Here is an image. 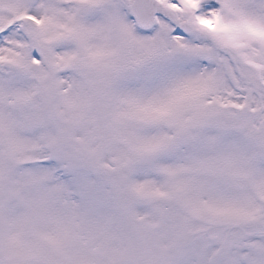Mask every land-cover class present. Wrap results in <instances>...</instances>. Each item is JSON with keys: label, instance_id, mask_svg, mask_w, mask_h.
Returning a JSON list of instances; mask_svg holds the SVG:
<instances>
[{"label": "snow or ice", "instance_id": "snow-or-ice-1", "mask_svg": "<svg viewBox=\"0 0 264 264\" xmlns=\"http://www.w3.org/2000/svg\"><path fill=\"white\" fill-rule=\"evenodd\" d=\"M0 264H264V0H0Z\"/></svg>", "mask_w": 264, "mask_h": 264}]
</instances>
